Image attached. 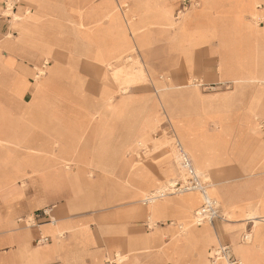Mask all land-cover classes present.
I'll return each instance as SVG.
<instances>
[{
    "label": "crops",
    "instance_id": "0c3cea01",
    "mask_svg": "<svg viewBox=\"0 0 264 264\" xmlns=\"http://www.w3.org/2000/svg\"><path fill=\"white\" fill-rule=\"evenodd\" d=\"M19 1L12 11L18 18L9 31L12 38L0 41V161L10 167L0 171V191L32 167L42 176L43 190L61 189L60 181L51 188L46 164L18 160L21 148L27 159L40 148L53 149L67 175L72 166L76 180H71L69 212L90 208L74 195L82 189L78 173L85 168L98 170L103 177L98 184L104 180L111 194L119 191L118 181H112L116 166L134 192L151 190L175 174L174 166L145 163L132 173L127 161L115 159H125L126 149L131 152L136 144L156 147L174 137L194 166L214 177L221 208L232 217L228 226L240 227L249 216L264 220V131L258 130V121L264 124V0H193L179 9L186 11L164 0H71L65 7L51 0ZM0 23L3 35L8 27ZM197 52L203 65L194 73ZM127 59L140 64L143 74L116 85V75L131 65ZM199 75L233 85V91L202 94L190 84ZM69 159L96 160L73 168ZM8 178L11 183L4 184ZM13 196L3 202L9 205ZM187 202H156L154 233L130 238L123 228L116 256L127 259L135 251L155 249L157 254L133 256L130 264H213V253L227 247L235 264H264V228L257 227L254 237L246 231L251 245L237 244L238 230L226 233L223 221L192 228L196 204ZM30 211L0 207V231L12 232L16 216ZM186 219L190 229L179 236ZM35 237L51 243L38 248ZM95 243L80 222L51 218L0 239V246H14L10 257L0 256V264H47L57 258L60 264H102L106 249L94 248Z\"/></svg>",
    "mask_w": 264,
    "mask_h": 264
},
{
    "label": "rangeland",
    "instance_id": "374dc122",
    "mask_svg": "<svg viewBox=\"0 0 264 264\" xmlns=\"http://www.w3.org/2000/svg\"><path fill=\"white\" fill-rule=\"evenodd\" d=\"M11 1L13 3L12 6H11ZM11 1L1 0L0 22H2L4 28L8 27V30H6L5 33L3 32L4 33L3 35H0V41L4 39L12 38V36L9 33L10 28L15 23V21L16 23L18 22L17 16L12 15V11L14 12L16 11V8L19 6L21 1L19 0H11ZM51 1L55 4H59L63 2L64 4L62 5L64 7H65V4L71 2V0H51ZM192 1L193 0H170L167 2L166 0H164V3L165 4L172 3L175 5L176 10L177 9L179 10L180 8L183 9L184 7L190 6V3ZM6 2H7V6H6ZM23 5H24V8H28V9L30 8L29 6H27V4H23ZM199 6L200 5L198 4L196 8H199ZM10 7H11L10 9L11 11L6 12V10H8ZM130 10L134 11L132 9ZM179 11H186V10H179ZM181 15L182 14L179 13V17H181ZM129 61L131 60L127 61L128 65L129 64L131 65L128 67V69L127 68L122 69L121 70L122 73L120 75H116V78L113 80V82L116 85H119V81L128 79L127 78L128 75L130 77L131 75H134V74H136V77H138V75L142 76L143 74L142 66L138 63L136 64L130 63ZM201 62H202V54L201 52H197L195 54V61L192 65V71L194 73H199L202 71L203 64ZM213 71H215V69ZM195 75L196 74H194V77ZM139 82L145 83L146 85H150V80L148 79H144V80L136 79L134 81V83H139ZM130 84H131L130 80L127 81L126 88H128ZM190 84H192L197 89H199L200 93L207 94V95H214V94H219V93H230L231 91H233V85L226 84V82L219 81V80L208 81L203 78V75H199L198 77H196V79H192ZM258 125H259L258 127L259 132L263 133L264 124L262 123L261 120L258 121ZM80 146L82 145H77L78 148H80ZM178 148L179 147L177 146V141L174 137L169 139V141H167L165 144H161L156 147H151L149 145L136 144L133 151L130 152V151H127L126 149V152L123 154L125 159H115V160L127 161V164L129 167L128 170L132 173H135L136 170L140 168V166H143L145 163H151L153 165H160L164 163L165 161H167L170 165L174 166L175 174L171 177H168L166 181H163L161 187L166 186L167 191L166 193L164 192L160 194H164L166 198H170L171 195L168 196V194L171 191H169L168 186H170V184L173 183V181H182L184 177V173L181 170V165H179ZM18 151H19L18 156L20 157L18 158V160L22 163L24 162L26 164L32 163L34 164V166H36L40 162L46 164L47 166H45L44 173L50 174L51 181L54 179L51 183V188H56V186L52 184H58V182L60 181L61 189L57 191L43 190V187L41 185L42 182L41 180H39V179H42V176L35 171L34 167H32L31 169H27L25 172V175H23L22 177L16 178L14 182L12 181L13 182L12 185L5 186V190L0 191V207L15 205V207H17L19 210L27 206L31 207V211L27 215L18 214V216H16L14 220V226L12 228L13 230L12 232H25L28 228H37L38 226L50 221L51 218L56 219L58 223L67 221V220H73V221L80 222V224L83 225V227H85L88 230L91 237L95 239L96 243L94 245V248H102L104 250L106 249V254H104L103 256L102 264H130V262L132 261L131 258H133V256L144 258L145 257L144 255L148 257V256L157 254L158 250L151 249L148 251H142V250L135 251L132 253L133 255H131L127 259L125 257L116 256V253L118 252L117 250L120 249L119 246L117 245V242H118L117 240H120V238H122L123 228H127L126 231L130 238H137L146 233H152V232L154 233V230H156L157 228L155 227L157 223H155L152 217L147 216V211H145L146 209H144L145 206H143L141 202L134 203L136 199H127V200L116 202V203L106 204V203H103V200L105 199L102 195V197L100 198V200H102L101 201L102 203L100 202L101 204H99V206H96L93 208H79L78 211L69 212L68 201L71 200L70 198L71 194L75 190V186L73 182L71 181V179L73 178L76 172L74 170L71 171L72 166H70L71 168L69 169L71 174L70 175L65 174L63 172L64 163L57 162V161H61V159L55 158L53 149L44 150L40 148L37 151H34V153H30L34 155V158L32 157L31 159L25 158L26 155L28 154L26 149L21 148ZM74 155L75 153L70 154V156H74ZM153 156L159 157L158 160L153 159ZM69 160L71 161V164H73V168H74V167H77L78 165H81L82 164L81 161L90 162L96 159H69ZM2 162L4 161H0V171L3 170V172H8L10 167L2 166ZM81 167L83 166L81 165ZM91 171H92L91 169L85 168L86 174ZM120 171H121V166H116L115 174L112 177V181L113 182L115 181L120 182L121 180L124 181V183L128 185L127 187L125 186V184H123V186L127 190L126 193L129 196H133L134 194H130V193L134 192V189H135L134 185L130 184L126 177L120 175L121 174ZM60 172L64 174V177H61L62 179H58L52 176L53 174L60 173ZM85 173L82 174L83 179H86L96 185L98 184L99 177H101L99 176L100 173L98 170H94L93 173L91 174V177H89L88 175L84 176ZM196 174L198 176L205 175L206 178L208 179L206 180L207 188L205 187V190H204L205 194H203L202 197L204 195L205 196L207 195L206 197L214 198L217 201V205L219 209L218 210L219 217L222 216L224 220L223 219L218 220L216 218L214 219V222L223 221L221 223H223L224 225V223H226L227 221H230L232 217L230 214H228L225 210H222L221 208V201L217 194L214 177L210 175L209 173L207 174V172L203 173L201 171H198V173ZM115 177H116V180H115ZM170 180L172 181L169 182ZM5 181H4L5 184H8L10 182V179L8 178ZM106 182L111 183L109 181H106ZM118 182H116L115 188L118 187L117 186ZM103 185L104 183L102 184L103 188H107V189L111 188L110 185H107V186H103ZM97 187H94L95 191L98 190ZM153 189H154V185L151 187V190ZM151 190L142 191V192L136 190L134 193H136V195L137 193H140V192L141 194H145V193L150 192ZM97 192L98 191H96L95 194ZM9 193L13 194L14 196L9 201V205H8L3 202V198ZM48 193H52V194H48ZM84 193L85 192H83V194ZM187 195H188L187 192H182V193H178L177 196L185 203H188ZM196 196H197V193H196ZM197 197H198V203L193 208L192 217L195 215L197 217L198 210L202 207L203 201L206 202V200L201 198L200 194ZM140 207L142 208L140 209ZM147 207L149 208V206ZM47 209L50 211L46 212ZM196 217L195 218L190 217L191 219L190 226H192V228L197 227ZM186 220H185V225L184 224L181 225L180 229H178L179 236H185L182 234V232L184 230H186L187 232L188 229H190L189 224H188L189 220L188 219ZM172 222H175V220H172ZM226 224L227 226H225L226 228H224L225 232L231 233L234 230L235 231L238 230L237 244L238 243L245 244L244 246L248 244L251 245L253 243L252 237L249 240L245 239L246 235L248 234L246 232L247 230L251 229L250 234L253 236L254 231L256 230L257 227L264 228V220L256 219L255 217H252V216L247 217V220L243 222V224L240 225V227H230L228 226V223ZM157 226L159 227L160 223H158ZM203 226L210 227V223H204L202 224V227ZM12 232L6 233L5 230L4 231L1 230L0 239L12 234ZM128 236L125 235V237H128ZM60 240H63V239H60ZM39 241H40V237H35L33 240V243L35 245H38V248H47L48 244L51 243L50 241H48L47 244L43 245V242H39ZM217 246L218 245L215 244L214 248ZM13 251H14V246H10V245L0 246V256L2 257H6V258L10 257ZM139 252H141V254H138ZM221 261H224V260H219L216 263L218 264ZM60 262H61L60 259L57 258L56 260L51 261L47 264H60ZM205 264H207V261H205Z\"/></svg>",
    "mask_w": 264,
    "mask_h": 264
},
{
    "label": "bare ground",
    "instance_id": "6f19581e",
    "mask_svg": "<svg viewBox=\"0 0 264 264\" xmlns=\"http://www.w3.org/2000/svg\"><path fill=\"white\" fill-rule=\"evenodd\" d=\"M129 11H131L130 9H129ZM43 74V71L41 70V71H39V75H42ZM178 150H179V165H181V163H182V160L184 159V158H186V159H188L189 160V162L191 163V165H192V167H193V169L195 170V173H198V169L194 166V164H193V162H192V160H191V158H190V155L187 153V152H185V151H182V149H181V147H180V145H178ZM67 169H69V167H68V165H67V167H66ZM93 172V171H92ZM92 172H90L88 175H89V177H91V174H92ZM70 175V174H69ZM76 174H74V176H73V178L71 179V180H76V176H75ZM78 175L80 176L79 178H81V180H82V189H78L77 191H76V193H74V195L76 196V197H79L80 195L82 196L83 195V201H85L86 202V204L90 207V208H93V207H96V206H99V204H101L102 202V200H100V198L102 197V195H103V197H104V199L105 200H103V203H106V204H111V203H116V202H120V201H124V200H127V199H136V203H139V202H141L143 205H145V206H149V210H148V212H147V216H149V217H152L153 218V214H152V210H153V207H154V205H155V203L156 202H161V201H163V202H167V201H170V200H172V199H179L178 198V193H182V192H187V198H188V200L191 202V203H195V204H197L198 203V195L200 194L201 195V198H203L204 200H206V202L205 201H203V205L204 204H206V203H208V202H214L216 205H217V201L214 199V198H208V197H206L205 195L202 197V195L203 194H205V187L207 188V182H205V181H203V179L200 177V176H198L197 174V177H199L201 180H200V187L199 188H196V189H185L184 188V186H182L179 190L180 191H178V192H169V194H168V196L169 195H171L170 196V198H166V196H164V194H160V193H166V191H167V187L166 186H164V187H161L162 185L161 184H157L156 186H154V189L153 190H151L150 192H148V193H145V194H141V192L140 193H137V195L135 196V195H133V196H129L126 192H127V190L125 189V187L123 186V182H118V187H117V189L119 190V191H116L115 192V194H111L109 191H108V189H106V188H103L102 187V184L104 183V180H102V183L99 185H96V184H94V183H92V182H90V181H88V180H86V179H83L82 178V174L81 173H78ZM101 178H103V177H99V179H101ZM175 181H173V183H174ZM5 184V183H4ZM172 184V183H171ZM216 184V183H215ZM214 184V185H215ZM23 185V184H22ZM165 185V184H164ZM97 186H99V187H97ZM103 186H105V184L103 185ZM216 186V185H215ZM94 187H97L98 188V190H96V191H98L96 194H95V189H94ZM169 187L170 186H168V189H169ZM211 188V187H210ZM83 192H85L84 194H83ZM159 192V193H158ZM196 193H197V196H196ZM194 194H195V196H194ZM145 196V197H144ZM101 202V203H100ZM196 217V215L195 216H193L192 218H195ZM187 221V220H186ZM211 223V222H210ZM185 225V224H184ZM187 227V226H186ZM185 227V228H186ZM183 231V230H182ZM182 234L183 235H186V230H184L183 232H182ZM222 262V264H228L229 262L228 261H226V260H224V261H221Z\"/></svg>",
    "mask_w": 264,
    "mask_h": 264
},
{
    "label": "built area",
    "instance_id": "2783aa9c",
    "mask_svg": "<svg viewBox=\"0 0 264 264\" xmlns=\"http://www.w3.org/2000/svg\"><path fill=\"white\" fill-rule=\"evenodd\" d=\"M11 1V0H10ZM12 4V1H11ZM7 6V2H6ZM181 170L184 173L182 181H175L170 184L169 191L178 192L179 189L184 186L185 189H196L200 187V178L197 177L195 170L193 169L191 163L188 159L184 158L181 163ZM218 205L214 202H208L198 210L197 213V225H201L205 222H212L214 219L219 218ZM246 239V237H245ZM219 260H226L229 264H235L229 255V249L227 247H222L213 253V264Z\"/></svg>",
    "mask_w": 264,
    "mask_h": 264
}]
</instances>
